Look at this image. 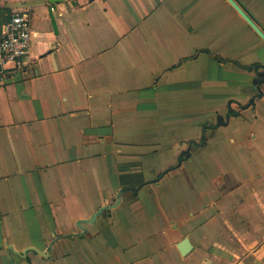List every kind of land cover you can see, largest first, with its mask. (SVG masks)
I'll return each instance as SVG.
<instances>
[{"label":"crops","instance_id":"obj_1","mask_svg":"<svg viewBox=\"0 0 264 264\" xmlns=\"http://www.w3.org/2000/svg\"><path fill=\"white\" fill-rule=\"evenodd\" d=\"M64 2L0 0L37 33L2 67L0 264H264V41L227 0Z\"/></svg>","mask_w":264,"mask_h":264},{"label":"built area","instance_id":"obj_2","mask_svg":"<svg viewBox=\"0 0 264 264\" xmlns=\"http://www.w3.org/2000/svg\"><path fill=\"white\" fill-rule=\"evenodd\" d=\"M72 0H66L69 4ZM51 12H57V5L50 6ZM61 16V13H59ZM37 36L29 12H19L0 28V88L4 87L8 76L3 66L13 65L11 70L25 71L30 62L33 39Z\"/></svg>","mask_w":264,"mask_h":264},{"label":"water","instance_id":"obj_3","mask_svg":"<svg viewBox=\"0 0 264 264\" xmlns=\"http://www.w3.org/2000/svg\"><path fill=\"white\" fill-rule=\"evenodd\" d=\"M234 9L245 19V21L252 27V29L259 35V37L264 41V33L259 29V27L253 22V20L235 3L234 0H227ZM104 209H101L103 211ZM94 218V217H93ZM180 253L185 256L187 253H189L192 249L191 243L188 239L183 240L179 246ZM12 251H14L12 249ZM15 252V251H14ZM27 251H24L23 253H20L19 255L25 256ZM18 254V253H17Z\"/></svg>","mask_w":264,"mask_h":264},{"label":"trees","instance_id":"obj_4","mask_svg":"<svg viewBox=\"0 0 264 264\" xmlns=\"http://www.w3.org/2000/svg\"><path fill=\"white\" fill-rule=\"evenodd\" d=\"M256 82H257V85L258 86L264 85V71L257 73V80H256ZM261 95H262V93H259L258 96H261Z\"/></svg>","mask_w":264,"mask_h":264}]
</instances>
